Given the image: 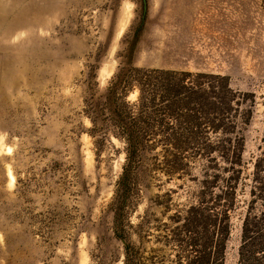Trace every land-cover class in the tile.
<instances>
[{
	"label": "rangeland",
	"instance_id": "1",
	"mask_svg": "<svg viewBox=\"0 0 264 264\" xmlns=\"http://www.w3.org/2000/svg\"><path fill=\"white\" fill-rule=\"evenodd\" d=\"M145 1L0 0V264H264V0Z\"/></svg>",
	"mask_w": 264,
	"mask_h": 264
},
{
	"label": "trees",
	"instance_id": "2",
	"mask_svg": "<svg viewBox=\"0 0 264 264\" xmlns=\"http://www.w3.org/2000/svg\"><path fill=\"white\" fill-rule=\"evenodd\" d=\"M133 49V48H132ZM134 50V49H133ZM130 61L127 63V65L131 66V59H129ZM117 80L115 82V84L111 87L107 89V94H106V103L109 106V109L111 111V114L113 116L112 121L115 122V124L120 127L124 134H126L127 137V151H128V166L126 167L124 176H123V181L126 184V187L128 185L129 182V170H131L132 168V164L133 161L135 159V156L137 154L138 148H139V140L137 138V132L139 130V127H141L139 125V117L134 118L133 115L131 114H126V112H124L123 114V108L121 106L117 105V100H116V95L118 92V89L121 85H123L126 80L127 77L126 75H122L119 74L117 77ZM209 78H211L213 81L215 82H210L211 84H209L207 86V88L202 87L200 84H194L192 83L190 86L188 87H184L182 86L180 83L176 84L175 86H167L165 89L167 94H173V93H177L178 88H183L186 91H190V96H192V100H200L201 97L199 96H203L204 99L202 100V105L203 107L207 108L208 110H220L222 109H228L227 107H231L229 103H226L224 101L223 98L220 99V102H209L208 98H210V96L216 95L218 96L219 93H216L217 91L223 90L224 88H226L228 86V79L225 77H220V76H213L211 75ZM184 81V80H183ZM182 81V82H183ZM216 88L218 90H216ZM199 95V96H198ZM206 95L208 96V98L206 99ZM195 96V97H194ZM172 100H170V105L171 108L173 107V105L175 104V101L171 102ZM139 103L141 104V106H145V100L143 99V92L140 89V97H139ZM147 103V102H146ZM218 103L219 105H221V108L218 107ZM226 106V107H225ZM230 110V109H228ZM219 121H223V120H219ZM214 122H212V126L214 130H218L221 126H223V123L214 125ZM225 127V125H224ZM227 129V128H226ZM228 143V140L225 141V144ZM222 145L221 144H214V143H209L207 144L205 151H207V153H212L214 152L218 147H220ZM224 147V144H223ZM233 156H232V163H234L233 165V169H232V173L229 176V180H227V186L225 191L223 192L224 196L226 197V201L229 202V204L232 202L234 195H235V184L239 178V174H240V170H237V166L240 165L241 163V159H242V151H243V141L240 139L239 141H237V143L235 145H233ZM264 165V158L261 160H258L255 164V171L254 174L255 176H257V180H259V173L261 171V168H263ZM129 168V169H128ZM218 179L217 175H214L212 180L210 182H208L207 184L212 185L216 182V180ZM260 190L264 192V182L261 181L260 184ZM224 231V228H223ZM248 229L246 228V226H244L243 228V233L247 234ZM122 238V236H120ZM126 250L129 249L127 245H125Z\"/></svg>",
	"mask_w": 264,
	"mask_h": 264
},
{
	"label": "water",
	"instance_id": "3",
	"mask_svg": "<svg viewBox=\"0 0 264 264\" xmlns=\"http://www.w3.org/2000/svg\"><path fill=\"white\" fill-rule=\"evenodd\" d=\"M144 3H145V8H146V1L144 0Z\"/></svg>",
	"mask_w": 264,
	"mask_h": 264
}]
</instances>
